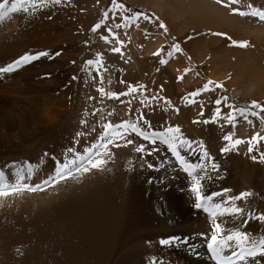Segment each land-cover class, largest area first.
Masks as SVG:
<instances>
[{
    "label": "bare ground",
    "instance_id": "1",
    "mask_svg": "<svg viewBox=\"0 0 264 264\" xmlns=\"http://www.w3.org/2000/svg\"><path fill=\"white\" fill-rule=\"evenodd\" d=\"M176 3V0L163 3L154 0L148 9L166 21L172 31V20L189 15L198 18L205 28L228 34L232 39H245L255 52L248 54L242 47L233 46L224 57L214 55L208 58L204 51L200 61L194 58L200 64L205 79L194 80L191 72L185 76L184 82L178 84L179 90L182 91L189 83L202 88L211 80L214 84L222 83L228 94L225 92L218 96L216 89L202 93L195 98H200V101L191 103L193 115L199 116L201 106L204 112V104L212 96L216 99L228 97L222 102L221 111H224L225 104L234 106L235 99L264 105V21L256 17L257 23L246 28L234 15L208 5H200L198 13L194 4L182 1L181 9L177 10ZM82 12L79 1L69 0L60 6L36 8L34 13L11 14L0 22V66H7L29 52H61L55 59L42 58L12 73L0 75V170L14 162L17 165L28 162L24 158L39 148H48L49 154L45 157L42 153L35 158L31 164L37 170L30 181H25L42 185V190L0 197V214L11 216L13 221L3 228L2 233L9 239L19 238L16 244L23 243L25 249L33 251L34 257L30 260L27 254L24 255V264H152L153 258H158L160 264H214L206 253V240L211 236L214 223H220L226 231L246 232L256 240L264 236V222L248 219L250 210L259 215L264 213V208L260 205L263 196L249 177L250 163L244 159L243 178L235 180L240 153H245L243 155L250 159L253 156L258 158L257 151L259 157L264 153V140L255 144L253 152L248 151L254 134L264 136L261 119L264 117L258 111V116L248 117L252 123L239 117L235 128L227 122L228 107L221 112L223 118L216 119V122H211L212 116L210 122L219 125L220 129L228 124V128L221 129L219 135L232 134L234 140L244 142L228 153H221L223 157L230 154L233 160L230 164L224 165L220 159L222 156L209 154L219 166V174L211 170V162L202 174L204 194L231 190L224 195H216L215 202L245 191L252 193L246 200L235 201L236 206L244 209L243 215L220 216L214 221L204 211L195 210L192 206L194 194L190 192L191 178L180 169L164 145H158L155 154L146 157L153 164L164 163L159 172L142 167L138 159L140 154L134 152V146H123L121 142V147L110 146L112 155L104 170L92 169L77 179L44 184L55 175L53 157L65 161L71 155L67 153L68 148L77 151L80 147H88L89 142L92 139L95 142L96 135L98 137L103 131L102 124L106 120L111 121L115 114L112 108L104 106L92 110L81 107V94L88 89L81 90L80 94L77 84L87 86L91 73L84 70L85 65H78L83 56L79 49L90 40L87 28L90 11H84V17ZM153 40L151 37L146 46L148 56L169 43L167 36ZM183 44L179 45L182 47ZM99 45L101 56L119 46L116 39H112L110 45L99 41ZM189 50L193 55L196 47L191 46ZM121 51L123 56L111 52L123 58L126 52L123 47ZM179 55L180 52L175 53L165 65L176 76L186 65ZM74 76L77 79L73 80ZM108 102L106 98L105 104ZM93 112H96L95 116ZM82 120H87V124L82 125ZM77 133L83 135L77 138ZM131 138L136 144L146 143L135 135ZM220 143L222 149L227 142L222 138ZM196 144L190 151L181 150V155L191 163L202 162L201 151ZM146 147L151 149L153 146L146 144ZM204 149L207 150L205 145ZM129 161H133L134 170H130ZM12 171L11 168L6 170L10 183L15 182ZM161 176L167 177L163 184L158 182ZM254 222L263 224L257 236L249 232ZM171 236L191 237L197 246L196 252L181 245L162 248L158 241ZM5 242L9 244L10 241ZM248 264H264V256L250 259Z\"/></svg>",
    "mask_w": 264,
    "mask_h": 264
},
{
    "label": "rangeland",
    "instance_id": "2",
    "mask_svg": "<svg viewBox=\"0 0 264 264\" xmlns=\"http://www.w3.org/2000/svg\"><path fill=\"white\" fill-rule=\"evenodd\" d=\"M76 1L81 3L83 17L85 16L84 11H90L87 23L90 40H87V42H85L79 49V53L84 56H82L78 64L79 67L85 65L86 61L95 59L96 55L100 53L99 41L100 43L103 42L101 36H108V45L111 44L113 38L109 35L107 31L108 28L112 29V32L115 33L116 37L120 41H123V49L126 52V55L123 58H118L111 51L106 52L105 55L102 56L103 68L101 69L100 74H97V72L93 70L90 73L87 86L77 84L80 94L81 90L85 91V89H88V92L85 91L84 94H81V107L83 110L98 109L102 106L106 107V109L112 108L115 111V114H113L111 119V122L113 123H119L125 120H136L138 116L143 115L145 120L148 121V124H142L141 126L148 128L150 125L151 129L156 131L164 130L168 126H178L184 137L196 142L197 144L203 143L207 152L212 156H222V146L220 142L225 135H219V133L221 129L226 130L228 128V124H225L226 126L220 129L219 125L217 126L211 122H203L205 120L210 121L212 118L215 111L214 101L216 98L212 96L204 104L203 115L199 114V116H194L191 107L192 104L190 103L192 98L189 97L188 101L184 98L188 97L189 93L200 89V87L199 85L197 86L189 83L183 87L182 91H180L178 84L180 82H184L185 76L191 72L194 76V80H200V78L202 80L205 79L203 72L201 71L200 64H197L195 60L198 59L200 61V55H205L203 53L204 51L208 53V58L214 55L224 57L226 51L233 47L230 46L231 41L243 42L246 40L241 37L237 39L231 38V40H229L224 36L213 35V33L222 32L215 29L205 28L200 23L198 18L191 17L189 15L181 16L172 20L171 28L174 29L172 31L170 27H168L166 21L160 19L148 9V5H150V3L154 0H116L117 5L123 6L118 9L113 7V0ZM158 1L159 3H163L167 0ZM182 1H186L188 4L196 5L195 8L198 13L200 12V5L204 4L210 6L211 8L219 9L226 14L234 15L239 24L246 28H251L255 25L257 23V18L250 14H233L232 9L235 8L239 9L241 12L248 13L264 11V0H237L235 3H230L229 0H223V3H217V0H176L177 10L181 9ZM106 11L108 12V17L105 20L103 14ZM113 13H115V15H113ZM134 13H143L149 16L153 22L150 23L143 19V17H140L136 23H133L128 28L123 26L119 28L117 27L118 24H122V16H132ZM102 21L103 23L101 24V27L95 33L92 32V27ZM161 22L166 25L167 32L159 27ZM179 35L182 37H177ZM161 36H167L169 42L164 45L161 56H148L146 53V46L148 45L149 40L151 37L156 40V38ZM188 37H192V39H188ZM227 37L230 36L227 34ZM183 41L185 45L183 44ZM180 43L184 46H180L182 52H180L179 56H181V60H183L186 65L182 72L176 76L170 67L165 65L161 66L159 64V59L162 57L167 58V53L172 49L173 44ZM191 46L196 47L193 55H191V51L189 50ZM242 48L248 54L255 53L250 44ZM158 68L159 71H157ZM186 69L189 71L185 74ZM178 77H183V79L178 81ZM101 79L103 80V83H101ZM109 80L111 83H109ZM121 81H123V83H121ZM129 84L145 85L146 88L142 90L144 96L142 97L141 93L138 91L137 93L129 96H121L119 100L108 99V104H105L106 97L102 99L100 93L97 91L99 87H103L106 92L111 91L115 93H122L127 91ZM161 86H163V91H161ZM225 92L226 91L224 89L215 90V93L218 94V96H221ZM153 96L160 98L155 100H145V103H141V100L144 99V97L150 98ZM196 101H200V98L196 99ZM234 102V106L239 108L249 105L252 101L247 104L244 100L235 99ZM176 109H178V111H176ZM223 110L225 111L227 109L224 107ZM251 110L262 113L264 117V112H260L258 109ZM117 117H125V119L118 120ZM194 121H199V123H194ZM106 122L108 121L106 120L104 123ZM93 140L94 139L89 142V146L94 142ZM85 148L86 147H80L77 152L82 153ZM46 149L47 150L39 148L33 150L27 155L26 159L24 158V161L33 163L37 156L48 152V148ZM243 154L245 153L242 152L239 154L241 159L239 158V166H237L238 173L235 180L238 181V178H243V161L246 160L250 163V167L248 169L250 180L253 182L254 187L259 190L261 196H263L260 205L264 208V159H261V155L259 157V153L257 151L256 154L258 158H256L254 164L253 159H250L248 156H244ZM246 155L249 154L246 153ZM247 157L249 159H247ZM220 159L224 162V165L233 162L230 154L226 157L222 156ZM59 162L63 163L64 161ZM251 165L254 166L252 167ZM0 216V264H24V255L27 254V259L29 258L30 260L34 257L33 251L29 248L25 249L23 243L16 244L15 242H18L20 240L19 238L9 239L6 234L2 233L3 228L8 224H12L13 221L11 216L5 217L1 214ZM252 224L249 227V232L253 236H257L259 231L263 229V224H260L259 222H254ZM3 241H10L11 243L9 242V244L11 245L8 243L6 244V242L4 243Z\"/></svg>",
    "mask_w": 264,
    "mask_h": 264
},
{
    "label": "snow or ice",
    "instance_id": "3",
    "mask_svg": "<svg viewBox=\"0 0 264 264\" xmlns=\"http://www.w3.org/2000/svg\"><path fill=\"white\" fill-rule=\"evenodd\" d=\"M69 0H0V22H4L7 18L10 17L11 14L15 13H28L32 11L34 13L36 8L43 9L48 6H60L62 4L68 3ZM230 3H235L237 0H229ZM217 3H223V0H217ZM10 5V6H9ZM227 6V5H225ZM114 8H122V5H117L116 0H113ZM251 7V6H250ZM233 14L239 15H253L257 17L259 20L264 21V11H255V12H241L239 9H232ZM105 20L108 17V12L106 11L104 14ZM115 15V13H113ZM143 17V19L148 22H153L152 19L143 14V13H134L132 16H122V24H118L117 27H130L133 23ZM101 23L95 24L91 31L96 32L100 27ZM138 26V25H137ZM159 27L167 32V27L162 22L159 24ZM110 36L113 39L117 40V44L119 46L111 49L113 53H118L123 56L121 51L124 46L123 41H120L115 33L112 32L111 28L107 29ZM213 35L224 36L227 39L231 40V37H227V34L224 33H213ZM101 39L105 43H109L108 36H101ZM188 39H192V37H188ZM230 46H238V47H246L248 46V42H238L231 41ZM163 52V47L158 49L153 53L154 56L160 57ZM177 52H182L179 44H174L172 49L168 51L167 58H160L159 64L164 66L168 63V60ZM61 52H51L49 50H41L35 53L29 52L25 53L23 56L16 59L11 64L7 66H0V75L12 73L19 68L31 64L36 61H40L42 58H47L49 60L55 59L57 56H60ZM73 63H75L73 61ZM103 68V58L101 54H97L95 59H90L85 62V71H96L97 74H100L101 69ZM159 71V68L157 69ZM189 71L185 70V74ZM73 80L77 79V77H72ZM183 77H178L177 80H181ZM101 83L103 80L101 79ZM109 83L111 81L109 80ZM123 83V81H121ZM214 84L213 81H207L202 88L193 91L188 94V97L184 99L188 101V98L191 97L190 103H196V97L200 96L202 93L206 91H213L215 89H223L222 83H215L214 88L212 87ZM145 85H131L129 84L126 92L115 93L108 91L106 92L103 87H99L97 91L100 93L101 98L107 99H117L119 100L121 96H129L138 91L141 93V96H144L143 89H145ZM161 91H163V86H161ZM157 96L153 97H144L141 100V103H145V100H155ZM228 97L222 96L217 98L214 101L215 111H214V119L211 122H216V119L223 118L221 113V104L224 101H227ZM167 102V101H166ZM225 107L230 109L227 114V122L232 125L233 128L236 127V121L239 117H243L245 121L248 123H252L251 120L248 119L249 116H258V112L251 111V109H258L260 112H264V105H261L257 101H252L249 105L243 107H235L231 104H225ZM178 111V109H176ZM112 113H108L111 115ZM203 106H201L200 115H203ZM93 116L96 115V112L92 113ZM262 122H264V118H261ZM204 123H209L210 121L205 120ZM194 123H199V121H194ZM82 125L87 124V120L81 121ZM142 124H148V121L145 120L143 115L137 117L136 120H125L120 123H113L108 121L102 124L103 131L99 134L95 142H93L90 146L86 147L84 151L77 152L74 148H68L67 153H71V156L68 157L63 163L59 162L55 157H53V161L56 165L55 167V175L52 176L49 180L44 181V184L50 183H59L60 181L67 179H77L79 175L84 173H88L92 169H100L104 170L105 166L108 164L109 159H111V147H121L123 142V146L133 145L134 152L140 154L139 160L141 162V166L146 170H152L159 172L163 167L164 163L160 162L159 164H153L151 161H148L146 157L152 156L157 151L158 145L166 146L167 150L175 157L176 162L179 164L180 169L187 174L188 177L191 178V186L190 192L194 194V202L193 208L197 211H204L207 215L215 219L220 216H240L244 214V209L236 206L235 201L246 200L247 197L251 196L252 193L242 192L239 195L230 196L221 202H215L216 195H224L229 189L224 190V193H216V194H204V185H203V176L207 171L208 162L210 163L211 170L219 174V166L214 162V160L210 157L207 150L204 149L203 143L196 144V142L191 141L184 137L181 134V130L178 126H168L163 131H156L151 129L150 125L148 128L142 127ZM95 130V129H93ZM82 133H77V138H79ZM132 135L140 138L142 141L146 142L145 144H136V142L131 138ZM223 139L227 142L226 146L221 149L222 153H228L235 149L237 145L243 143L244 141L239 139H233L232 134L225 135ZM260 140H264V136H260L259 133L254 134L251 137V141L249 142V153L254 151L255 144L259 143ZM146 144H150L153 147L148 149ZM196 144L197 148L201 151V161L199 163H191L181 155V150L190 151L193 149V145ZM45 157L49 156L48 153L44 154ZM256 159V157H252ZM261 159H264V153H261ZM130 170H134L133 161H129ZM11 168L13 171L11 173L12 176L15 177V182L10 183L6 176V170ZM26 170V171H25ZM37 170L35 165H32L29 162H25L22 165H17L16 162L13 165L6 166L5 170H0V197H7L10 195L19 194L23 191L33 192L42 190V185H33L30 183H25V181H30ZM167 179L166 176H161L159 178V183L163 184V182ZM149 182H153L150 178ZM255 218L261 222H264V213L256 215L254 210H250L248 214V219ZM202 235V234H197ZM151 243V242H149ZM159 245L163 247H176L177 245L186 246L192 252H196V245L192 243L191 237H176L171 236L167 238H161L158 241ZM235 244V248L233 245ZM206 247L211 254V259L214 261V264H248V261L255 260L258 256H264V236L260 239H253L250 234L246 232H241L239 230L226 231L222 228L220 223H214V227L212 228L211 236L206 240ZM152 264H160L158 258L152 259Z\"/></svg>",
    "mask_w": 264,
    "mask_h": 264
}]
</instances>
